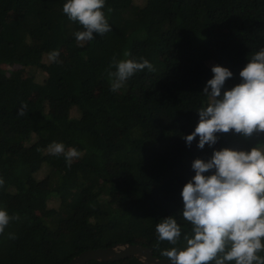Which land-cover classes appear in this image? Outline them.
Masks as SVG:
<instances>
[{
    "label": "trees",
    "instance_id": "obj_1",
    "mask_svg": "<svg viewBox=\"0 0 264 264\" xmlns=\"http://www.w3.org/2000/svg\"><path fill=\"white\" fill-rule=\"evenodd\" d=\"M66 2L0 0V209L19 217L0 234V264H66L116 243L166 258L162 250L183 248L192 234L181 192L193 161L264 148V133H217L203 149L198 136L185 139L209 102L212 67L233 73L222 96L264 48V0H105L111 30L83 46L74 34L84 28L63 13ZM114 58L147 59L154 70L113 91ZM53 143L80 156L69 166L49 153ZM168 216L181 226L176 245L158 240L156 225Z\"/></svg>",
    "mask_w": 264,
    "mask_h": 264
},
{
    "label": "clouds",
    "instance_id": "obj_2",
    "mask_svg": "<svg viewBox=\"0 0 264 264\" xmlns=\"http://www.w3.org/2000/svg\"><path fill=\"white\" fill-rule=\"evenodd\" d=\"M104 7L105 0H67L63 4V13L69 20L84 28L74 34L79 46L94 39V32L103 35L111 30ZM111 11L109 8L108 12ZM58 55V51H52L49 59L56 61ZM113 64L116 71L108 73L114 78L113 91L122 87L133 74L154 70L147 59L137 62L114 58ZM211 70L214 75L203 90L209 102L197 110L199 122L185 137L186 142L190 145L198 136L197 146L203 149L206 144L217 143V133L234 131L244 138L264 133V48L256 51L240 71L241 82L225 90L222 96L221 89L233 73L219 65ZM26 107H21L20 115ZM48 151L52 155H63L69 166L80 156L75 148L65 150L62 143L51 144ZM192 168L195 175L181 192L182 219L191 224L192 234L185 233L183 248L165 249L161 255L171 264H264V255H261L264 253V148L215 150L207 161L196 158ZM213 169L211 175H205ZM3 183L0 179V186ZM18 218L0 209V234L10 220ZM181 231L173 216L156 225L158 240L172 245L180 240Z\"/></svg>",
    "mask_w": 264,
    "mask_h": 264
},
{
    "label": "water",
    "instance_id": "obj_3",
    "mask_svg": "<svg viewBox=\"0 0 264 264\" xmlns=\"http://www.w3.org/2000/svg\"><path fill=\"white\" fill-rule=\"evenodd\" d=\"M128 257H135L143 264H171L167 258L155 257L148 247L138 243H116L105 248L85 250L66 264H85L89 260L117 261Z\"/></svg>",
    "mask_w": 264,
    "mask_h": 264
},
{
    "label": "rangeland",
    "instance_id": "obj_4",
    "mask_svg": "<svg viewBox=\"0 0 264 264\" xmlns=\"http://www.w3.org/2000/svg\"><path fill=\"white\" fill-rule=\"evenodd\" d=\"M134 2L138 5H142L143 4V0H134Z\"/></svg>",
    "mask_w": 264,
    "mask_h": 264
}]
</instances>
